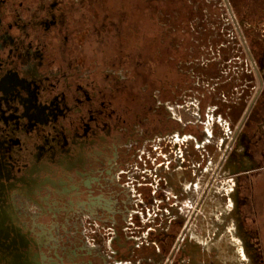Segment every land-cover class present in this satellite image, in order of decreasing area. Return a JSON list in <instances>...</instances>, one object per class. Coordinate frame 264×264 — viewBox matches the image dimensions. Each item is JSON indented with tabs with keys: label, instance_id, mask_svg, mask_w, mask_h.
<instances>
[{
	"label": "flooded vegetation",
	"instance_id": "1",
	"mask_svg": "<svg viewBox=\"0 0 264 264\" xmlns=\"http://www.w3.org/2000/svg\"><path fill=\"white\" fill-rule=\"evenodd\" d=\"M88 4L0 0V264H158L171 252L170 263L194 219L189 188L204 179L205 142L182 117L188 87L174 100L184 71L170 56L166 88L144 90L138 53H93L106 16L93 19ZM262 110L264 99L242 121L251 165L234 178L242 205L264 175Z\"/></svg>",
	"mask_w": 264,
	"mask_h": 264
},
{
	"label": "rangeland",
	"instance_id": "2",
	"mask_svg": "<svg viewBox=\"0 0 264 264\" xmlns=\"http://www.w3.org/2000/svg\"><path fill=\"white\" fill-rule=\"evenodd\" d=\"M91 7L86 10L93 19L101 21L104 15L107 26L103 48L95 45L93 53H138L144 88H166L173 57L175 68L184 71V79L174 73V100L180 101L178 92L187 86L190 111L182 117L189 121L190 133L199 131L205 142L199 150L205 154L204 179L189 188L194 219L188 236L182 242L177 234L171 262L166 261L168 252L159 255L158 264H264V175L254 177L256 188L254 196L248 192L247 205L240 203L235 186L244 166H251L242 121L264 99V0H92ZM87 33L77 39L83 41ZM110 70L132 78L128 69ZM199 104L205 108L202 119ZM262 113L259 135L264 136ZM234 141L235 157L229 152Z\"/></svg>",
	"mask_w": 264,
	"mask_h": 264
}]
</instances>
